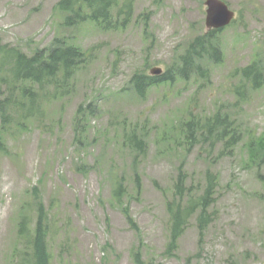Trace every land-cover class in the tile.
I'll return each mask as SVG.
<instances>
[{"label":"rangeland","instance_id":"obj_1","mask_svg":"<svg viewBox=\"0 0 264 264\" xmlns=\"http://www.w3.org/2000/svg\"><path fill=\"white\" fill-rule=\"evenodd\" d=\"M57 1L0 0L3 43L30 53L55 36L73 37L91 54L70 93L44 106L39 125L11 127L5 135L0 264H22L15 249L17 224L22 212L35 216V190L53 233V264H137L134 250L140 251L139 264H264V161L253 162L247 146L264 135V86L232 106L235 70L257 53L264 58V0H225L235 18L218 31L221 60L206 64L207 76L178 78L150 88L144 97L129 87L131 75L149 74L154 67L165 72L190 39L208 31L204 0H135L131 22L116 29L89 23L64 28ZM81 104H96L98 110L79 139L73 117ZM217 108L229 112L242 130L238 143L226 151L221 143L187 149L173 126L186 110L204 117ZM1 124L0 119V129ZM131 130L146 135L143 154L123 144L124 132ZM179 169L186 184L198 188L207 171L214 173L215 194L206 227L200 232L191 217L175 252L167 255L165 204ZM117 177L137 229L112 199Z\"/></svg>","mask_w":264,"mask_h":264},{"label":"trees","instance_id":"obj_2","mask_svg":"<svg viewBox=\"0 0 264 264\" xmlns=\"http://www.w3.org/2000/svg\"><path fill=\"white\" fill-rule=\"evenodd\" d=\"M135 0H58L55 4L59 12L60 24L73 28L89 23L99 29H116L127 26L133 18ZM219 30H208L190 39L182 53L159 75L135 71L129 79V87L138 97H144L148 90L158 85L170 84L174 80L188 79L192 75L207 76L206 64L221 60ZM90 49L83 48L73 37L55 36L48 46L35 48L30 53L18 46L3 43L0 39V150L6 151L5 135L12 133L11 127L25 130L29 123L40 124L45 105L61 99L70 93L75 74L90 59ZM258 53L248 64L237 68L238 82L232 92L236 97L232 106L246 101L251 91L264 86V58ZM98 110L96 104L79 105L73 117V127L81 139L87 120ZM186 117L173 126L182 133L187 149L207 143L211 146L222 144V148L236 145L242 137L234 117L219 108L204 117H198L186 110ZM145 134L131 130L124 132L123 144L131 151L143 154L146 150ZM252 161H264V135L252 137L248 141ZM135 160V159H134ZM137 193L141 183L135 172ZM216 175L206 172V182L202 188L187 185L185 174L178 170L173 184L172 197L166 202L168 214V236L165 246L167 255H172L177 243L189 224L196 216L198 230H203L210 221L209 207L213 203ZM126 187L122 177L114 180L112 199L131 227L137 229L131 216L128 203L122 201ZM35 216L30 212L19 215L16 230V247L22 264H53L49 247L50 225L48 213L39 194L34 192ZM30 201L22 205L27 208ZM53 240V239H51ZM15 250L14 254L17 253ZM133 258L139 264L140 251L134 250ZM17 255V254H16Z\"/></svg>","mask_w":264,"mask_h":264},{"label":"water","instance_id":"obj_3","mask_svg":"<svg viewBox=\"0 0 264 264\" xmlns=\"http://www.w3.org/2000/svg\"><path fill=\"white\" fill-rule=\"evenodd\" d=\"M204 5L206 6L205 25L207 29H222L234 18V10L230 9L224 0H204ZM150 73L160 74L161 69L159 67L151 68Z\"/></svg>","mask_w":264,"mask_h":264}]
</instances>
